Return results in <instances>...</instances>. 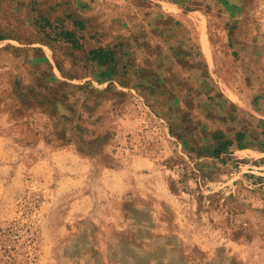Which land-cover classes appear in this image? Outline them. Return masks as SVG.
<instances>
[{"label": "rangeland", "instance_id": "obj_1", "mask_svg": "<svg viewBox=\"0 0 264 264\" xmlns=\"http://www.w3.org/2000/svg\"><path fill=\"white\" fill-rule=\"evenodd\" d=\"M225 1L237 20L215 0H0V264H264V156L212 158L197 120L216 104L156 66L163 40L192 42L175 3L233 46L229 80L264 86V0ZM173 43L172 71L195 53ZM102 45L115 68L90 60Z\"/></svg>", "mask_w": 264, "mask_h": 264}, {"label": "crops", "instance_id": "obj_2", "mask_svg": "<svg viewBox=\"0 0 264 264\" xmlns=\"http://www.w3.org/2000/svg\"><path fill=\"white\" fill-rule=\"evenodd\" d=\"M215 1L223 9L220 15L225 16L227 21L232 22L239 18L240 13L231 4H227V1ZM159 3L162 4L161 2ZM163 5L165 12L161 13V15L163 18L165 16L171 22L173 21L167 27L168 31H173L175 35L174 22L178 21L183 25V30H185L192 42L190 45H184L182 44L183 41L177 37H174L168 43L163 40V44H159L156 50L158 53L156 58L157 72L162 74L165 67H161V64L167 65L169 68V83L172 88L179 89L178 86L182 84L185 90L184 94L187 97L189 96V100L192 103L200 99L202 106L210 102L216 104L213 105L215 110L212 114H209L202 107L200 116H198L199 126L197 127H199L202 141L213 142L212 136L215 135L218 139L232 140V150H237L238 152L248 151L264 156V86L261 85L263 80L257 76L255 71L250 70V67L246 69L243 80H229L228 76L234 75L230 71L236 73L233 69L235 67L233 53L235 49L230 43L215 44L211 42L207 30V21L209 19L207 15L199 10H184L179 4L175 3L163 2ZM192 18H196L194 23ZM202 19H204V27L202 26ZM142 23L144 24V22ZM162 29L164 27H160L158 33H161ZM202 29L206 36V44H208L206 45L207 50L204 49L202 43ZM227 29L230 28L227 27ZM141 32L143 33V30ZM227 34H229V31ZM174 40L180 42L184 49L195 53L181 61L172 59L176 65L183 67V69L179 68L172 71L170 60H165L163 54H167L168 57H177L176 50L173 47L175 46ZM139 45L141 50H143L141 44ZM101 47L106 48L103 45ZM156 60H153V64ZM142 62L143 59H138L137 57L134 61L136 67ZM192 64H195L198 70L194 76L190 75L192 73L190 68L185 69L186 66L191 67ZM230 68L234 71L229 70ZM185 71L187 75H185ZM220 82L223 85L222 87L220 84L216 85ZM243 82L247 84L240 85ZM174 95V93H170L168 98L172 99L175 97Z\"/></svg>", "mask_w": 264, "mask_h": 264}, {"label": "trees", "instance_id": "obj_3", "mask_svg": "<svg viewBox=\"0 0 264 264\" xmlns=\"http://www.w3.org/2000/svg\"><path fill=\"white\" fill-rule=\"evenodd\" d=\"M77 20L74 19L73 23L75 24ZM47 23V22H46ZM76 26V24H75ZM61 39L65 40L68 44L72 46L74 49H81L82 45L80 44V39L76 36V34L72 31H67L65 29H61L57 34ZM4 40V38L0 37V41ZM88 56L92 62L96 63L99 67L104 68H115L118 66L117 57L118 52L117 48H97L90 50L88 52ZM125 66H123L124 68ZM126 70V67L124 68ZM213 137V142H210L208 145L211 146V157L215 159H219L223 152L231 149L232 140H222L218 139L215 135Z\"/></svg>", "mask_w": 264, "mask_h": 264}, {"label": "bare ground", "instance_id": "obj_4", "mask_svg": "<svg viewBox=\"0 0 264 264\" xmlns=\"http://www.w3.org/2000/svg\"><path fill=\"white\" fill-rule=\"evenodd\" d=\"M202 22H203L202 26L204 27V19H202ZM202 32H203V34H202V43H203L204 49L207 50L208 48L206 47V45H208V44H206V36H205V33H204L203 29H202Z\"/></svg>", "mask_w": 264, "mask_h": 264}]
</instances>
